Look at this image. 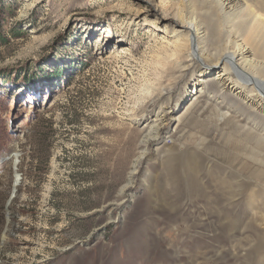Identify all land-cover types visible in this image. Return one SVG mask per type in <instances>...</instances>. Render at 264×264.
Here are the masks:
<instances>
[{
	"label": "rangeland",
	"instance_id": "obj_1",
	"mask_svg": "<svg viewBox=\"0 0 264 264\" xmlns=\"http://www.w3.org/2000/svg\"><path fill=\"white\" fill-rule=\"evenodd\" d=\"M167 1L0 0V264H264V157L234 136L264 118L194 93L227 24ZM159 11L208 27L202 59Z\"/></svg>",
	"mask_w": 264,
	"mask_h": 264
},
{
	"label": "bare ground",
	"instance_id": "obj_2",
	"mask_svg": "<svg viewBox=\"0 0 264 264\" xmlns=\"http://www.w3.org/2000/svg\"><path fill=\"white\" fill-rule=\"evenodd\" d=\"M147 1H153L155 7L157 6V9L162 4L167 3L168 5L167 0ZM214 1L220 7L222 17L221 21L227 24L226 35H228L225 43L227 42L228 45L225 47L224 52L220 56L215 57L216 64L210 65L205 63L203 65V70L200 71V82H196V84L194 83L195 86H192V90L195 88L194 93H196L198 87L200 90L202 89V85L206 80L216 78L223 90L226 91L228 88L231 92L234 91V94L242 97L245 104L247 103L250 107H252L255 115L262 114V117L264 118V56L254 53L248 45V40L251 38H256L258 40L264 39V13L262 14L260 12L264 11V0ZM223 2H225V6ZM160 11L159 17L162 21L170 20L171 23L177 27V29L174 28L176 36H182L183 34L181 32H184L185 34L183 35L185 36L184 38H179L178 42H180V44L176 45L175 50L182 53L186 48L187 54L185 56L188 58V61L190 62L189 64L195 60L198 61L199 59H202L201 54L204 53L205 47L209 41L208 27L203 26L204 24L200 23L196 16L187 17L180 12L177 17L169 15L170 13L166 14L163 12L162 14ZM207 13L208 12H206V14ZM208 16H210V13ZM242 24L243 28H241ZM242 35L244 37H242ZM238 37L240 39L236 40L235 38ZM192 44H195V47H192ZM229 46H232L233 49H229ZM262 51L264 52V48L260 49V52ZM172 55L175 54L173 53ZM150 88L151 87L147 86L144 90L149 92ZM242 89L245 90V94L239 93L243 91ZM255 119H258V117L255 116ZM251 126L252 128H246L244 126V128L240 131L237 129L234 136L242 138L241 140L245 143L243 147L248 152V155H260L264 157V126L259 125L257 122H253ZM225 183L227 189L230 192H233L231 184L228 185L227 182Z\"/></svg>",
	"mask_w": 264,
	"mask_h": 264
},
{
	"label": "water",
	"instance_id": "obj_3",
	"mask_svg": "<svg viewBox=\"0 0 264 264\" xmlns=\"http://www.w3.org/2000/svg\"><path fill=\"white\" fill-rule=\"evenodd\" d=\"M10 157H11V156H9V157H3V158L1 159V162L4 161L5 159H9ZM15 162H16V164L18 163L17 160H16ZM19 181H20V177H19L18 181L15 180L14 190H13V192H12L11 197L8 199V202H7V205H8V206H9V204L12 202L13 198L15 197L16 186L18 185Z\"/></svg>",
	"mask_w": 264,
	"mask_h": 264
}]
</instances>
